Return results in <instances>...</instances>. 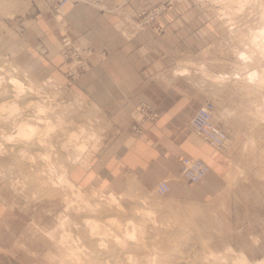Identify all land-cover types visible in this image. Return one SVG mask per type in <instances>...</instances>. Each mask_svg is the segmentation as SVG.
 <instances>
[{
  "label": "rangeland",
  "instance_id": "374dc122",
  "mask_svg": "<svg viewBox=\"0 0 264 264\" xmlns=\"http://www.w3.org/2000/svg\"><path fill=\"white\" fill-rule=\"evenodd\" d=\"M33 4L34 0H0V62L17 68V75L25 73L20 78L29 80L26 82L37 88L38 97L45 98L42 103L46 102L44 113L33 108L32 113L49 117L54 126L46 129L33 116L28 121L39 125L36 129L40 132L35 133L45 139L43 145H28L17 136L5 141L6 134H15L10 122L13 115L8 110L0 113V204L2 214H11L10 225H4L9 229L4 234L10 237L3 239L0 264H75L69 251L72 246L84 264H122L119 256L109 257L108 263L93 251V242L101 237L106 244L102 254L117 246L115 234L124 250H132L138 260L142 257V264H155L157 258L166 264H264V39L249 40L264 22V1L159 0L126 22L127 36L146 30L159 37L170 31L194 33V38L179 40L194 49L179 50L175 67L187 68L184 76L206 93L204 100L214 102V121L227 134L225 145L218 150L228 174L227 182L211 194L200 187L204 180L197 185L185 181L180 189L192 194L190 198L173 192L159 194L133 177L95 183L73 177V168L89 167L92 157L112 136L107 114L74 88V81L90 70L95 49L69 45L59 55L46 56L24 34L25 18L36 15ZM57 4L59 12L63 5ZM187 14L190 23L178 21ZM242 50L251 53L242 57ZM136 111L140 119L141 113ZM80 126L85 129L80 139L87 141V150L61 148L58 143L65 139L63 131L80 130ZM6 145H18L23 152L8 150ZM41 152L48 153L49 159H38ZM31 155L34 162L29 160ZM50 164L53 180L63 173L84 195L92 192L86 197L94 204L93 209L77 208V202H68L65 185L44 180V171L37 170L48 169ZM109 193L118 201L109 202ZM84 215L106 224L92 233L89 225L81 222ZM106 217L112 222H104ZM128 220L135 226L127 224ZM63 232L70 234L68 240L58 242Z\"/></svg>",
  "mask_w": 264,
  "mask_h": 264
},
{
  "label": "crops",
  "instance_id": "0c3cea01",
  "mask_svg": "<svg viewBox=\"0 0 264 264\" xmlns=\"http://www.w3.org/2000/svg\"><path fill=\"white\" fill-rule=\"evenodd\" d=\"M58 1L34 0L36 15L25 18L24 34L49 57L69 45L95 49L90 70L74 81V88L101 108L112 126V136L89 167H74L73 177L94 183L133 177L151 188L166 179L168 192L190 198L192 194L180 189L186 181L180 157L191 156L209 165L200 186L204 193L227 182L222 154L189 125L206 93L185 74H177L175 67L179 50L194 49L179 41L194 38L193 31H170L160 37L150 30L125 35L127 20L159 0H67L59 12ZM189 15L178 21L190 23ZM141 101L150 104L153 121H138L136 105ZM136 123L138 130L133 128ZM1 209L0 204V262L3 239L10 237L4 231L11 223V214H2Z\"/></svg>",
  "mask_w": 264,
  "mask_h": 264
},
{
  "label": "bare ground",
  "instance_id": "6f19581e",
  "mask_svg": "<svg viewBox=\"0 0 264 264\" xmlns=\"http://www.w3.org/2000/svg\"><path fill=\"white\" fill-rule=\"evenodd\" d=\"M264 1V0H262ZM263 6V4H262ZM240 9H242L240 6H239ZM238 8V9H239ZM260 9V8H259ZM263 9V8H262ZM262 9H261V12H262ZM263 16H264V13H263ZM262 19H264L262 16H261ZM261 21V19L259 20ZM263 22V21H262ZM260 24L262 26L258 27L259 29H256V31L252 32L250 34V38L249 40L250 41H255L257 39H264V22L263 24L260 22ZM249 36V35H248ZM256 42V41H255ZM255 44V43H254ZM260 44V42H259ZM251 46V45H250ZM257 47V46H256ZM258 47H261L260 45ZM249 52V53H248ZM239 53V52H238ZM251 53V51H243L240 52V54L243 56H248L247 55ZM240 56V55H239ZM240 58V57H239ZM246 60V59H245ZM13 65V64H12ZM15 66V65H14ZM16 70L17 68L15 67H8V65L6 66V64H4L3 62H0V113L1 111L3 110H8L9 111V115H13V117L11 118L10 122L12 123L11 125L12 128L14 129L15 131V134H12V133H8L5 135V137L3 138V140L5 139V141H9V140H12V138L14 139L15 136L17 137H20L22 140H24L26 142V144L30 145V144H35L36 146H40V145H43L44 144V138L42 137H38L39 134L37 135L35 132L36 131H39L40 130H37L36 128L39 127V125H33L30 123V121L28 120H31L33 118V116H35L37 118V121L38 122H42L43 124H45V127H47L46 129H50L52 128L54 125L52 123H50V118L49 117H42V115L40 116H37L35 115L34 113V109L37 110V111H42L44 110L43 108H45V103L43 104L42 102L44 101L43 99L45 98H39L38 94H36V91L37 88L34 87V85H32V83L30 82H26V81H29V80H24L23 78H20V76L22 77H25L24 74L23 75H17L16 74ZM188 69L187 68H184V69H177V74H187L188 73ZM18 72V71H17ZM20 73H23L21 71H19ZM248 76H250L252 78V74H249ZM28 77V76H27ZM27 79V78H26ZM39 93V92H38ZM35 94V95H34ZM43 97V96H42ZM51 97V96H50ZM54 98V97H53ZM48 100H51L48 98ZM50 102V101H48ZM47 102V103H48ZM52 104V103H51ZM57 104V103H56ZM49 106V105H48ZM53 106V105H51ZM54 106H55V103H54ZM53 106V107H54ZM33 108V110H32ZM46 109V108H45ZM51 110V108H50ZM32 111L34 113H32ZM46 112V110H45ZM50 112V111H49ZM58 112V111H57ZM42 113H44V111H42ZM40 112V114H42ZM15 114H18V115H15ZM38 114V112H37ZM39 115V114H38ZM48 115V114H47ZM59 115V114H58ZM6 117H8V113L5 114ZM60 116V115H59ZM5 117V118H6ZM55 118V117H54ZM57 119H58V116H57ZM53 120V119H52ZM51 120V121H52ZM59 120H60V117H59ZM1 121V120H0ZM4 122V121H3ZM56 122V121H55ZM54 122V123H55ZM72 122V121H71ZM2 123V122H1ZM37 123V122H36ZM34 122V124H36ZM83 123V122H82ZM41 124V123H39ZM42 125V124H41ZM75 126V125H74ZM7 128V127H6ZM41 129V128H40ZM45 129V128H44ZM2 131V129H0ZM3 130H7V129H3ZM65 130V129H64ZM84 128L82 126H80V130H72V131H68V132H64V137L65 139H63V141H61V143H58L60 144L59 146H61V148H66L65 150H67V146H72L73 149H76L80 152H84L85 150H87L88 148V145H87V141L86 140H81L80 137V133L84 132ZM11 131V130H10ZM54 131V129H53ZM12 132V131H11ZM3 133V131H2ZM36 134L37 137H35L33 134ZM1 134V133H0ZM89 134V133H88ZM42 136V132H41V135ZM46 136V135H45ZM34 137V138H33ZM2 140V139H1ZM21 140V141H22ZM62 140V139H61ZM23 141V142H24ZM47 142V140H46ZM45 142V143H46ZM15 144V143H13ZM23 144V143H22ZM25 144V145H26ZM24 145V146H25ZM33 146V145H31ZM98 146V145H97ZM6 147L8 148V150H15L17 152V150L19 151H22V149H18V145H6ZM24 148V147H23ZM71 148V147H69ZM27 149V148H26ZM39 149V148H38ZM72 149V148H71ZM36 155V154H34ZM90 158V157H89ZM38 159H43V161L45 160H48L49 159V155L48 153H38ZM45 159V160H44ZM31 162H34L35 160V157L33 155L30 156V159H29ZM51 160V159H50ZM76 160V159H75ZM29 162V163H31ZM41 162V161H40ZM34 164V163H32ZM36 164V163H35ZM30 165V164H29ZM43 165V164H42ZM52 164H50L48 166V169L47 168H43L41 170H37L38 172H41V171H44L42 174L46 175L44 177H46L47 179H44L46 180L47 182H50L52 184L54 183H60V184H63L65 185V187H67L68 192L66 194V196L69 194V200L68 202H77V208H80V207H83L84 209L85 208H89V209H93V206L94 204L90 203L88 198L86 197L88 194L84 195V193L82 192L81 188L79 187H76L75 185V182L73 183L70 179H68V177L63 174V173H60V174H57V177L56 179L53 180V178H51V171H52ZM45 166V165H44ZM53 172V171H52ZM36 174V173H35ZM34 176V175H33ZM38 177V175H37ZM34 178V177H33ZM40 178V177H39ZM38 179V178H37ZM38 182V180H37ZM78 186V185H77ZM56 191V190H55ZM58 192H60L58 190ZM95 191H93L94 193ZM64 193V192H63ZM92 194V192H91ZM90 194V195H91ZM88 195V196H90ZM109 196H107L109 202L111 201H118V198L115 194L113 193H109L108 194ZM63 196V194H62ZM71 196V197H70ZM92 196V195H91ZM82 206H81V205ZM76 207V206H75ZM77 210V209H76ZM73 211V210H71ZM81 211V210H79ZM78 211V212H79ZM86 212V211H85ZM80 213V212H79ZM147 213H150L147 211ZM82 214V213H81ZM86 214V213H85ZM88 214V213H87ZM80 215V214H78ZM81 219V218H80ZM104 222H107V223H110L112 222V219L110 217H106L104 220ZM81 222H84L85 225H89L87 227H90V230L92 233H94V231L96 230V228H101L102 225H105L104 223H101L100 221L96 220V219H92L90 217H88L87 215H84L83 216V219ZM127 224H131L133 225V227L135 226V223L132 221V220H128L126 222ZM125 223V224H126ZM76 225V224H75ZM84 225V224H83ZM118 227L120 226V223L116 224ZM78 226V225H77ZM79 227V226H78ZM83 227V226H82ZM89 229V228H87ZM118 229V228H117ZM100 231V230H99ZM127 234H129L128 231H126ZM105 233V231L103 232V234ZM70 234L67 232H63L60 237L58 238V242H65L66 240H68V236ZM92 236V235H91ZM121 236V235H120ZM94 237H96L94 235ZM98 237V236H97ZM57 239V238H56ZM102 239V237H101ZM100 238L99 239H96L94 242H93V245L95 247V251L96 255L100 254L102 255V259H104L105 261H108L110 258L109 257H121V259L123 260L122 264H142V262L140 261V259L142 258H139V260L137 259V257H135L131 251L128 252L126 249L124 250V246H123V242L120 241V237L115 234L114 237H113V241L116 242L117 246L115 247H111L110 250L107 251V253L104 255L101 253V248H104V246L106 245L105 242L103 240H101ZM68 243V242H67ZM91 243V242H90ZM132 243V242H131ZM141 243V242H140ZM135 244V243H134ZM132 244V245H134ZM67 245V244H66ZM69 245V244H68ZM67 245V246H68ZM71 245V244H70ZM69 245V246H70ZM82 245H84L82 243ZM131 245V244H130ZM142 245V244H141ZM80 246V245H78ZM87 246V245H86ZM111 246V245H110ZM139 246V245H138ZM74 246H72L73 248ZM83 247V246H82ZM85 247V246H84ZM93 247V248H94ZM130 247V246H129ZM137 247V246H136ZM72 248H70V254H73L74 256L71 257L72 261L75 262V264H84L83 262V257L81 258L79 255H77V252H75ZM89 248V247H88ZM134 248V247H133ZM69 249V248H68ZM87 249V248H86ZM92 249V248H91ZM90 249V250H91ZM144 249V248H142ZM141 249V250H142ZM145 249H147L145 247ZM89 250V249H88ZM101 250V251H100ZM148 250V249H147ZM151 250V249H150ZM148 250V251H150ZM92 251V252H93ZM103 251H106V250H103ZM140 251V250H139ZM83 252V251H82ZM85 252V251H84ZM88 252V251H87ZM66 254V253H65ZM68 254V253H67ZM80 254V253H79ZM148 254V253H146ZM83 255V254H82ZM87 255V254H86ZM104 255V256H103ZM143 255V254H142ZM152 255V254H151ZM212 255V254H211ZM62 256V254H61ZM66 256V255H65ZM68 256V255H67ZM70 256V255H69ZM92 256V255H91ZM139 256V255H138ZM153 256V255H152ZM161 256V255H160ZM213 256V255H212ZM88 257V256H87ZM150 257V256H149ZM165 257V256H164ZM211 257V256H210ZM86 258V257H85ZM148 258V257H147ZM146 258V259H147ZM155 258V257H154ZM157 258V257H156ZM88 259V258H87ZM70 260V261H71ZM95 260V259H94ZM151 260V259H150ZM153 260V258H152ZM151 260V261H152ZM157 260V261H156ZM155 260V264H166L164 259H159L158 258ZM215 260V259H214ZM70 261H68L69 263H71ZM96 261V260H95ZM206 261V260H205ZM213 261V259H212ZM218 261V259H217ZM148 262V261H147ZM150 262V261H149ZM218 262H221L223 264L222 261H218ZM216 263V261L214 262H208V263H205L204 264H220V263ZM105 263V262H104ZM109 263V261H108ZM113 263V262H112ZM66 264V263H65ZM119 264V263H117ZM150 264V263H148ZM226 264V262H225ZM232 264V263H231ZM242 264V263H241Z\"/></svg>",
  "mask_w": 264,
  "mask_h": 264
},
{
  "label": "built area",
  "instance_id": "2783aa9c",
  "mask_svg": "<svg viewBox=\"0 0 264 264\" xmlns=\"http://www.w3.org/2000/svg\"><path fill=\"white\" fill-rule=\"evenodd\" d=\"M66 1L67 0H60L57 4L58 7L62 6ZM136 108L141 113V118L138 121L144 120V118L151 119L155 117V113L151 106L145 101L139 102ZM214 109L215 105L212 100H204L190 117L189 125L197 134L202 136L213 146L221 148L227 141V134L224 129L214 121ZM133 128H138L137 123L133 125ZM180 162L181 174L183 178L191 184L202 182L209 171L208 163L201 157L181 156ZM154 189L159 194H166L169 190L168 181L166 179L160 180L155 185Z\"/></svg>",
  "mask_w": 264,
  "mask_h": 264
}]
</instances>
